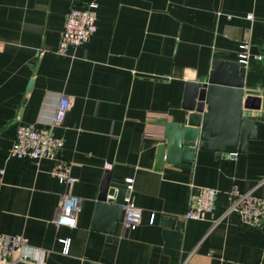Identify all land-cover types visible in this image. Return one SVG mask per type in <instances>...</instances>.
Returning <instances> with one entry per match:
<instances>
[{
    "label": "crops",
    "instance_id": "1",
    "mask_svg": "<svg viewBox=\"0 0 264 264\" xmlns=\"http://www.w3.org/2000/svg\"><path fill=\"white\" fill-rule=\"evenodd\" d=\"M92 2L96 35L60 54L67 13ZM246 42V88L264 94V0H0V232L25 236L34 264H262L264 229L227 211L235 185L264 195V119L235 160L198 151L190 167L155 169L163 124L186 114V82L207 78L214 59L239 62ZM61 96L72 101L56 129L70 186L54 160L10 155L19 126L47 124ZM107 170L131 180L143 215L136 229L120 221L112 241L92 230ZM207 187L218 191L214 211L187 219L191 195ZM65 194L81 200L75 227L55 224Z\"/></svg>",
    "mask_w": 264,
    "mask_h": 264
},
{
    "label": "water",
    "instance_id": "2",
    "mask_svg": "<svg viewBox=\"0 0 264 264\" xmlns=\"http://www.w3.org/2000/svg\"><path fill=\"white\" fill-rule=\"evenodd\" d=\"M182 109L186 114L181 122L163 124L155 157L158 171L166 165L190 167L198 151L214 152L218 158L245 154L257 137V121L264 119V94L246 88V68L240 62L214 59L207 78L186 82ZM129 185L113 178L110 170L104 174L92 230L105 233L108 241L116 239Z\"/></svg>",
    "mask_w": 264,
    "mask_h": 264
},
{
    "label": "built area",
    "instance_id": "3",
    "mask_svg": "<svg viewBox=\"0 0 264 264\" xmlns=\"http://www.w3.org/2000/svg\"><path fill=\"white\" fill-rule=\"evenodd\" d=\"M98 4L92 2L86 7H73L67 13L58 52L67 55L71 48H77L88 43L98 31L97 24ZM253 15L248 18L252 19ZM239 51V62L247 67L251 58L250 43H242ZM262 60L263 56H257ZM72 101L61 96L57 112L50 121L42 126L21 124L17 130L16 140L10 155L13 157H31L35 159H49L56 162L53 175L61 184L73 185L76 178L71 173V167L61 159L64 140L56 135V129L64 122ZM238 154L233 155V160ZM5 169L0 167V195L3 188ZM129 190L133 189L131 180H128ZM260 185H264V181ZM218 191L213 188H202L199 194L191 195L185 217L190 220L202 221L212 213L216 206ZM231 204L227 213L235 212L241 222L248 226L264 229V195L257 196L252 192H242L238 186H233L229 192ZM81 210V200L75 195L65 194L55 219L58 226L75 227L77 215ZM142 212L135 205L130 196L123 204L121 225L124 229H136L142 222ZM154 222V218L150 223ZM64 254L69 253L70 240H64ZM29 248L28 239L23 235H12L0 232V264H17L19 262L32 263V256L26 251ZM37 251V250H35ZM34 264V263H33ZM264 264V261L263 263Z\"/></svg>",
    "mask_w": 264,
    "mask_h": 264
}]
</instances>
